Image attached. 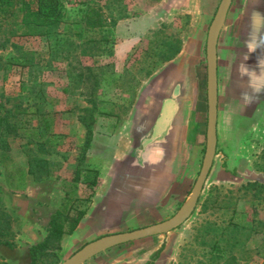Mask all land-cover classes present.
Returning a JSON list of instances; mask_svg holds the SVG:
<instances>
[{
    "label": "rangeland",
    "instance_id": "374dc122",
    "mask_svg": "<svg viewBox=\"0 0 264 264\" xmlns=\"http://www.w3.org/2000/svg\"><path fill=\"white\" fill-rule=\"evenodd\" d=\"M25 1L34 6L35 0ZM61 1L65 16L55 32L44 36L27 35L20 24V5L9 19L0 17V110L32 109L12 119H27L28 125L9 137V151L0 152V210L6 215L0 217V228H9L0 240L14 245H0V264H30V248L47 235L52 204L65 216L86 210V217L78 231L61 238L58 250L54 243L38 255L37 264H61L99 237L171 218L190 198L204 157L205 46L220 0L211 8L196 0H108L102 5L108 26L101 29H87L81 20L88 6H100L96 0ZM249 2L254 0H232L227 28L240 24L237 16L246 13ZM139 10L154 13L140 16ZM262 35L253 40L257 55L249 54L239 64L232 84L231 57L223 41L218 45L216 154L191 216L167 234L109 248L82 264H153L165 259L166 264H264ZM176 90L182 93L178 98ZM166 99L177 105L171 128L180 138L182 175L158 207L134 209L114 223H96L98 202L107 191L99 184L118 152L133 147L137 152L173 150V140L143 145L142 138L151 132L134 138L131 129L142 113L158 109V115ZM51 135L57 138L56 147L45 143ZM5 169L11 172L14 193L6 185ZM122 183L116 182L110 201L135 199L139 193L134 181L127 191L120 188Z\"/></svg>",
    "mask_w": 264,
    "mask_h": 264
},
{
    "label": "crops",
    "instance_id": "0c3cea01",
    "mask_svg": "<svg viewBox=\"0 0 264 264\" xmlns=\"http://www.w3.org/2000/svg\"><path fill=\"white\" fill-rule=\"evenodd\" d=\"M96 1L98 4H100V6L97 7H100L102 9V12H104L102 5H105L108 0ZM142 1L146 2V0ZM215 2L216 0H196L197 5L201 4L203 5V8H211L215 5ZM252 3H248L246 13L243 16H237L241 20L238 26L229 24L231 28H227L229 19L226 16L227 20L225 19L224 23L225 29L222 30L218 36L217 48L220 42L223 41L225 46H227L229 53L228 55L229 57H231V59H229L231 60L230 62L232 64L230 69V84L233 83L232 79L234 78L235 73L239 71V64L243 62V60L246 61L249 54L257 55V51L255 50V48H253L254 46H256V43H253V40H256L258 42L263 38L262 33H264V0H254V2ZM151 13L154 12H152V10L136 11V14L140 16ZM243 20L245 21V24H242ZM251 20L252 22L257 21V23H259L260 25L256 24V28L253 25L251 26V24L248 23V21ZM129 21L130 20H128L127 23H129ZM201 75H199L200 86L202 84ZM181 94V90H176V98L180 97ZM172 101L176 105L175 100ZM161 108L158 115L156 114L158 109L152 108L154 109H151L154 114H152L151 112L145 114L142 113L137 118V120L133 121L131 129L134 138L137 136L138 138H141L148 132H152L156 120L160 116ZM172 125L173 122L170 125L168 131L163 134L157 141H155L156 143H162L167 140H173L174 144L173 150H171V152H165L161 149L155 148L149 150L144 149L137 152L136 147H133V150L127 151L125 153L118 152V156L113 157L116 161L113 163L112 167L107 169L108 171L106 173V179H101L102 181H104H101V184H99V186H106L107 191L101 197V201L98 202L95 211L96 213L94 214L96 219H93V213H91L90 215L93 221H95L96 223L98 221L114 223L129 215V213L134 209H154L160 205L165 193L168 190V187L173 183V181L176 180V177H178V175H182L180 166L181 163L179 164V159L181 157L177 148V140H179L180 138L176 137L175 133L172 131ZM181 135L184 138V133H181ZM178 136H180L179 133ZM144 140L146 139L142 138V143L144 142ZM135 141L136 139H134L133 142ZM120 180L123 182L122 184H120V188H122V191L129 190L132 186H129V184L132 181L135 182L134 185H136L135 187H137L135 188V190H139V193L136 195L135 199L131 196L132 199L127 197L121 198L116 202L110 201V194H112L114 188L117 187L116 182L118 184ZM52 206L53 207L48 209L47 211L48 223L52 215H54V213L57 211V207L54 204H52ZM85 217L86 213L82 217L74 232L78 231L81 228L83 221H85ZM153 264H166V259L154 261Z\"/></svg>",
    "mask_w": 264,
    "mask_h": 264
},
{
    "label": "water",
    "instance_id": "95a60500",
    "mask_svg": "<svg viewBox=\"0 0 264 264\" xmlns=\"http://www.w3.org/2000/svg\"><path fill=\"white\" fill-rule=\"evenodd\" d=\"M231 2L232 0H220L207 32L205 46L208 123L206 146L202 165L193 186L190 198L171 218L130 232L116 233L99 237L82 246L61 264H82L89 257L109 248L136 242L153 236L167 234L181 226L195 210L216 154L218 120L217 43L219 31L225 21L226 13ZM175 110L176 105L172 100L167 99L164 101L160 111V116L156 120L149 138L144 140L143 145L151 144L157 141L168 131L170 125L173 122Z\"/></svg>",
    "mask_w": 264,
    "mask_h": 264
},
{
    "label": "trees",
    "instance_id": "16d2710c",
    "mask_svg": "<svg viewBox=\"0 0 264 264\" xmlns=\"http://www.w3.org/2000/svg\"><path fill=\"white\" fill-rule=\"evenodd\" d=\"M15 5H20L17 11L22 14L20 20L21 27L26 31L27 35L31 36H44L55 32L65 16V9L61 0H35L34 6H31L25 0H0V17L6 20L14 15ZM81 20L84 27L87 29H101L108 26L107 20L104 18L100 7L88 6L82 11ZM30 111H32V109L28 108L19 111V113L0 110V152L9 151V137L12 135L14 138L19 130L25 129V125H28L27 119L23 121L20 119H12L20 113ZM42 131L44 133L48 131V125L45 120H43ZM88 134L90 136L91 133L88 132ZM45 143H47L49 147H56V136L51 135ZM10 173V171L5 169L6 185L8 189L14 193L16 186L9 178ZM85 213L86 210H77L72 216H65L62 211L57 210L49 221V229L45 239L41 243L30 248V264H37L38 255H43L54 243H56L54 249L58 250L61 238L75 231ZM1 216L6 217L0 210V217ZM7 230H9L8 227L6 229L0 228V237H4L5 231ZM0 245H5L9 248L14 247V245L7 240H0Z\"/></svg>",
    "mask_w": 264,
    "mask_h": 264
}]
</instances>
